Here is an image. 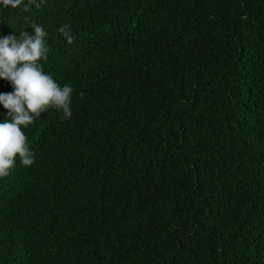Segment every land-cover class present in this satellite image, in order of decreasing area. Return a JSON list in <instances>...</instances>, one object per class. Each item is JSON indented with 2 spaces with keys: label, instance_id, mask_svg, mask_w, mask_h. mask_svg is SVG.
Wrapping results in <instances>:
<instances>
[{
  "label": "trees",
  "instance_id": "obj_1",
  "mask_svg": "<svg viewBox=\"0 0 264 264\" xmlns=\"http://www.w3.org/2000/svg\"><path fill=\"white\" fill-rule=\"evenodd\" d=\"M25 4L0 5V38L42 26L72 116L22 127L0 264H264V0Z\"/></svg>",
  "mask_w": 264,
  "mask_h": 264
},
{
  "label": "clouds",
  "instance_id": "obj_2",
  "mask_svg": "<svg viewBox=\"0 0 264 264\" xmlns=\"http://www.w3.org/2000/svg\"><path fill=\"white\" fill-rule=\"evenodd\" d=\"M24 0H0L5 8L16 9ZM44 0H30L23 10L30 11L31 6L39 9ZM34 35L22 31L19 35L0 38V79L9 81L14 87L10 94H0V105L7 110L9 120L0 123V178L9 176L10 170L19 157L24 166H31L35 152L30 151L27 136L22 127L27 128L39 119L48 108L61 111L60 119L72 116L71 99L74 89L68 85L59 86L53 78L42 70L41 60H47L50 51L42 26L33 23ZM59 32L68 44L75 37L71 26L64 24ZM81 99L84 93H79ZM10 121V122H9Z\"/></svg>",
  "mask_w": 264,
  "mask_h": 264
}]
</instances>
